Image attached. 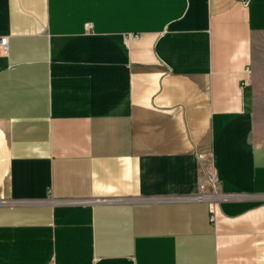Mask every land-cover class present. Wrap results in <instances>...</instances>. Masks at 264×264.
<instances>
[{
  "label": "crops",
  "instance_id": "crops-1",
  "mask_svg": "<svg viewBox=\"0 0 264 264\" xmlns=\"http://www.w3.org/2000/svg\"><path fill=\"white\" fill-rule=\"evenodd\" d=\"M2 37L0 264H264V0H0Z\"/></svg>",
  "mask_w": 264,
  "mask_h": 264
},
{
  "label": "built area",
  "instance_id": "built-area-1",
  "mask_svg": "<svg viewBox=\"0 0 264 264\" xmlns=\"http://www.w3.org/2000/svg\"><path fill=\"white\" fill-rule=\"evenodd\" d=\"M93 24L89 23L86 25V31L91 32ZM0 49L4 54H7L9 51L8 39L2 37L0 39ZM219 180L218 177L210 173L207 177V181L199 186V191L195 195L184 197V201H193V202H206L209 204L210 219L211 222H215L218 212L219 202L224 198L217 191V184Z\"/></svg>",
  "mask_w": 264,
  "mask_h": 264
}]
</instances>
